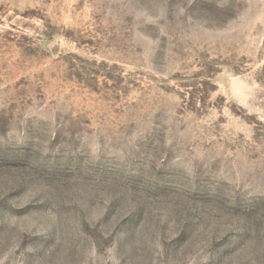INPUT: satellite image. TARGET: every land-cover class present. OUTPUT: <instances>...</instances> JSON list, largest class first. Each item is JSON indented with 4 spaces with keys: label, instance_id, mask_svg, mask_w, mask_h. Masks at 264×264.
<instances>
[{
    "label": "rangeland",
    "instance_id": "rangeland-1",
    "mask_svg": "<svg viewBox=\"0 0 264 264\" xmlns=\"http://www.w3.org/2000/svg\"><path fill=\"white\" fill-rule=\"evenodd\" d=\"M0 264H264V0H0Z\"/></svg>",
    "mask_w": 264,
    "mask_h": 264
}]
</instances>
